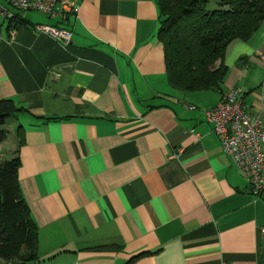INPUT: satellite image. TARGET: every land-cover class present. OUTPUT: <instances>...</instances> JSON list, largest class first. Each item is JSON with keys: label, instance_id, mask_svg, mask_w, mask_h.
<instances>
[{"label": "crops", "instance_id": "1", "mask_svg": "<svg viewBox=\"0 0 264 264\" xmlns=\"http://www.w3.org/2000/svg\"><path fill=\"white\" fill-rule=\"evenodd\" d=\"M64 1L66 18L26 12L9 29L0 17V100L22 109L0 157L13 156L21 127L35 264H123L143 251L155 253L133 264H264V195L204 115L238 87L264 123V23L229 44L217 90L182 92L167 80L155 0ZM103 244L119 250H90Z\"/></svg>", "mask_w": 264, "mask_h": 264}, {"label": "trees", "instance_id": "2", "mask_svg": "<svg viewBox=\"0 0 264 264\" xmlns=\"http://www.w3.org/2000/svg\"><path fill=\"white\" fill-rule=\"evenodd\" d=\"M155 3L156 38L163 49L167 80L171 88L182 92L217 90L226 72L222 61L229 44L246 40L264 23V0H155ZM21 23L19 19H10L7 28ZM217 62L220 65L216 66ZM21 111L11 100H0V144L8 136L6 125ZM17 130L19 143L13 156L0 157V264H35L39 259V233L18 181L22 128ZM90 250L114 252L119 247L103 244ZM153 253L139 252L123 264H133Z\"/></svg>", "mask_w": 264, "mask_h": 264}, {"label": "built area", "instance_id": "3", "mask_svg": "<svg viewBox=\"0 0 264 264\" xmlns=\"http://www.w3.org/2000/svg\"><path fill=\"white\" fill-rule=\"evenodd\" d=\"M66 11L68 5L64 0H0V17L6 21L19 19L26 12L65 18ZM32 29L60 40L63 45L71 41V32L60 27L34 25ZM241 96L240 88H231L214 107L206 109L204 115L223 153L240 170L251 192L264 195V123L259 116L246 112Z\"/></svg>", "mask_w": 264, "mask_h": 264}, {"label": "rangeland", "instance_id": "4", "mask_svg": "<svg viewBox=\"0 0 264 264\" xmlns=\"http://www.w3.org/2000/svg\"><path fill=\"white\" fill-rule=\"evenodd\" d=\"M11 121V120H10ZM9 123V122H8ZM6 127H7V125H6Z\"/></svg>", "mask_w": 264, "mask_h": 264}]
</instances>
